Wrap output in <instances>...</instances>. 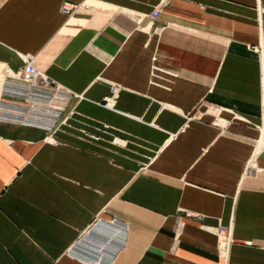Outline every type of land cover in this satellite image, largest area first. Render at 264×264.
<instances>
[{
	"label": "crops",
	"instance_id": "1",
	"mask_svg": "<svg viewBox=\"0 0 264 264\" xmlns=\"http://www.w3.org/2000/svg\"><path fill=\"white\" fill-rule=\"evenodd\" d=\"M25 56L104 142L0 120V264H264V0H0Z\"/></svg>",
	"mask_w": 264,
	"mask_h": 264
},
{
	"label": "built area",
	"instance_id": "2",
	"mask_svg": "<svg viewBox=\"0 0 264 264\" xmlns=\"http://www.w3.org/2000/svg\"><path fill=\"white\" fill-rule=\"evenodd\" d=\"M78 8L80 5L64 3L61 11L71 17ZM156 16L157 11H154L150 16L151 21ZM5 79L6 82H3L0 89L1 121L46 131L54 127L57 129L62 124V114L69 100V92L55 85L50 78L44 75L34 65L33 57L25 56L23 66L17 71L6 72ZM93 225L98 229L109 231L114 237H122L123 233L117 229L118 223L114 220L105 223L95 221ZM101 256L104 260L110 261V259H105L104 255Z\"/></svg>",
	"mask_w": 264,
	"mask_h": 264
},
{
	"label": "rangeland",
	"instance_id": "3",
	"mask_svg": "<svg viewBox=\"0 0 264 264\" xmlns=\"http://www.w3.org/2000/svg\"><path fill=\"white\" fill-rule=\"evenodd\" d=\"M49 86L53 87L54 85H52V86L49 85ZM67 92H69V91H67ZM68 94H69V97H68L69 100H68V103H67V105H66V107L64 109V112L62 114V117H63L62 126H59L57 129L54 127V129L48 130L47 131L48 132V136L45 138V142L50 144V145L58 144V141L55 138V135H57L58 133H64V134H67V135H70L72 133H79V134L85 135L84 138H86L87 142L88 141L97 142L98 138L94 137L93 133H96V132L98 133V131L95 132V130H94L95 127L94 126H89L86 122H84V121L82 122L80 120L78 121V123H76L77 125L76 124L75 125L74 124H72V125H68L67 124L68 123L67 122L68 118L73 116V111H74V110L73 111L70 110L68 112V114H66L67 109H68L69 105L71 104L72 100L78 97V95L70 93V92ZM113 102H115V100H113V99L112 100L111 99L110 100H106L104 105L110 107ZM195 113L197 114L198 117L209 116V117L212 118V121L213 120L217 121L216 120L217 113L214 112L213 110L207 109V110H205L202 113L199 112V111H196ZM192 116H194V115H192ZM6 123H11V122H6ZM112 141H113L112 145L114 147H116V148L117 147L118 148L122 147L123 149H126V147H127L128 148L127 150L129 151L128 154H129L130 158H133L135 156L137 146H136V143L134 141H132V140L125 141V140L121 139L120 137L119 138L114 137ZM99 142L103 143L104 141L101 142V141L98 140V143ZM143 143H144L143 147H144V151H145V163H143L141 165V167H140L141 170L142 169H144V170L147 169V167H149L152 164V162L154 161V156L153 155H156L155 153L158 152V150H159V149H156L157 147L155 146V144H156L155 142L145 141ZM101 145H103V144H101ZM113 220H111V221H113Z\"/></svg>",
	"mask_w": 264,
	"mask_h": 264
}]
</instances>
